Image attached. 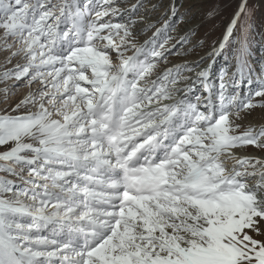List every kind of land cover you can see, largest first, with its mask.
Returning a JSON list of instances; mask_svg holds the SVG:
<instances>
[{"label": "snow or ice", "instance_id": "1", "mask_svg": "<svg viewBox=\"0 0 264 264\" xmlns=\"http://www.w3.org/2000/svg\"><path fill=\"white\" fill-rule=\"evenodd\" d=\"M251 12L169 64L194 50L193 29L168 34L174 3L0 0V264H264V155L241 154L264 153L243 123L264 110V61L242 88Z\"/></svg>", "mask_w": 264, "mask_h": 264}, {"label": "rangeland", "instance_id": "2", "mask_svg": "<svg viewBox=\"0 0 264 264\" xmlns=\"http://www.w3.org/2000/svg\"><path fill=\"white\" fill-rule=\"evenodd\" d=\"M153 3H161V0H152ZM167 6L174 3L177 8V17L174 18L173 28L169 29L168 34L178 39L180 35H183L187 30L193 29L195 36L190 37L191 44L188 47H192L194 50L191 54L182 57H169V64L180 63L187 60L189 63L199 60L201 56L210 51L211 46L214 43H218L222 39V35L226 30L227 25L232 20L237 11V7L241 0H162ZM249 8L252 10L251 16L247 21L248 24V41L250 47L249 63L254 71L253 83L251 85L245 82L242 85L243 90H251L256 88L255 74L260 72L261 63L264 61V0H247ZM122 6L127 7L135 0H120ZM164 8H159L157 11L152 12L149 15V19L152 18L153 22L158 21V17ZM212 12L210 16L209 13ZM141 15L146 13L142 10ZM117 18V17H116ZM114 18L113 22H123V19ZM243 20V17H241ZM157 26L159 23L157 22ZM154 30V29H153ZM136 31V30H135ZM137 32V40L141 43L142 38L151 35V31L147 33ZM239 33V27L237 26L236 34ZM148 35V36H147ZM233 45L229 43L226 47L224 55L215 58V67L217 71L212 75L216 78V85L218 86V74L222 67L233 63L232 57ZM227 55L229 60H225L224 56ZM4 54L0 53V63L3 62ZM206 62H211L209 58H205L204 62L200 65L202 68ZM0 88L3 85L0 84ZM25 90V91H24ZM15 94L11 96V102H15L21 98L26 89L22 85L14 86ZM7 105L0 103V109L6 108ZM244 124L258 125L264 123V110L256 109L250 115L246 116L243 121ZM242 155H255L262 156L259 150L248 147L242 153Z\"/></svg>", "mask_w": 264, "mask_h": 264}, {"label": "bare ground", "instance_id": "3", "mask_svg": "<svg viewBox=\"0 0 264 264\" xmlns=\"http://www.w3.org/2000/svg\"><path fill=\"white\" fill-rule=\"evenodd\" d=\"M117 18L120 19L121 17H117ZM117 18H116V19H117ZM113 19H114V18H113ZM121 19H122V18H121ZM117 20H118V19H117ZM150 20L153 22V19H152V18H150ZM142 27H143V25H141V24H137L135 30L140 32V30L142 29ZM140 33H141V32H140ZM147 36H148V35H147ZM146 38H147V37L142 38L141 43H142L143 40L146 39ZM213 67L215 68V63H213ZM25 89H26V92H27L28 89H27V88H25ZM24 91H25V90H24ZM205 95H206V92H203L202 94L197 93V94L193 95L192 98H194V99L192 100V102L195 103L197 97H201V98H202V97L205 96Z\"/></svg>", "mask_w": 264, "mask_h": 264}]
</instances>
